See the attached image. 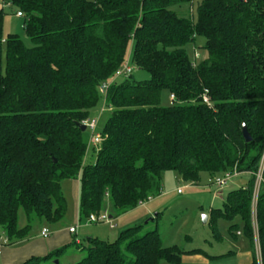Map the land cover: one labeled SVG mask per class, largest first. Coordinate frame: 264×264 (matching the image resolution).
Here are the masks:
<instances>
[{"label": "trees", "instance_id": "16d2710c", "mask_svg": "<svg viewBox=\"0 0 264 264\" xmlns=\"http://www.w3.org/2000/svg\"><path fill=\"white\" fill-rule=\"evenodd\" d=\"M192 1L0 0V234L10 245L28 239L36 222L64 219V181L80 182L81 221L107 206L112 218L135 210L161 194L167 171L192 184L202 173H236L248 176L246 185L230 189L210 221L234 222L233 237L239 221L249 264H258L256 238L264 264V0H202L195 19L172 9ZM4 6L22 14L30 47L4 37ZM197 37L206 56L199 62L187 53ZM131 46L130 65L150 79L132 73L108 87L96 161L84 165L79 125ZM164 95L173 101L163 105ZM159 217L114 243L88 238L84 247L75 238L23 264L53 262L70 249L86 253L75 264H181L183 254L201 252L164 247L158 225L144 232Z\"/></svg>", "mask_w": 264, "mask_h": 264}, {"label": "rangeland", "instance_id": "374dc122", "mask_svg": "<svg viewBox=\"0 0 264 264\" xmlns=\"http://www.w3.org/2000/svg\"><path fill=\"white\" fill-rule=\"evenodd\" d=\"M201 1L193 0L190 4L174 6L172 9L181 15L183 14L190 16L191 19H195V10ZM3 8L5 14L3 21L4 37L17 35L27 47H30L31 42L23 30V18L16 15L17 10L15 8L7 6ZM203 44L204 39L197 37L194 43L187 46V53L192 60H194V54L198 55L197 60H194L195 62H199L206 57L200 50ZM5 48H3L4 52ZM127 58L128 54L126 60ZM133 77L140 80L150 79L148 73L140 72L136 69L133 71ZM170 103L171 100L164 95L163 105ZM109 115L110 111L105 106V99L101 92V99L91 112L89 120L90 122L98 120L99 131L103 128ZM82 137L87 145L84 165H89L96 161L93 136L91 131L87 129L83 132ZM259 175L257 187L261 181ZM247 181V175H239L233 177L227 183V186L217 188L213 186L214 180L207 173H202L198 183L192 184L184 182L176 172L167 171L162 174V192L159 196L146 201L143 206H138L135 210L113 219H108L112 213L107 206L104 212L99 214V216H106L107 218L103 223H89L87 218H82L79 221V213L76 211L74 198H72L70 192L73 181H64L62 183L66 199V214L64 219L53 227L36 222L32 227L28 240L31 242L38 240L45 225L48 229L49 227L51 228L49 231L59 229L61 232L66 231L69 227H76L78 237L82 240L84 247L87 246L86 240L88 238L111 244L118 239L121 232L134 226L143 225L151 218L155 219V216L158 214L160 217L156 221L157 224L155 221L149 222L145 226L144 232L158 225L164 247L175 246L183 252L192 250L201 251L200 253L183 254L181 264H248L251 260L252 246L245 237L240 222L235 221L238 222L239 227L235 231L236 237H233L228 229L234 222H230L219 216L216 217L213 223L210 221L212 210L221 209L227 192L230 189L245 186ZM204 217L207 218L206 223L203 222ZM25 226V214L20 210L18 214V227L22 229ZM15 245L18 246V243L13 244V246ZM256 253L258 261L259 250L257 247ZM85 255L86 253L82 250L70 249L69 252L58 260L46 264H75L84 258Z\"/></svg>", "mask_w": 264, "mask_h": 264}, {"label": "crops", "instance_id": "0c3cea01", "mask_svg": "<svg viewBox=\"0 0 264 264\" xmlns=\"http://www.w3.org/2000/svg\"><path fill=\"white\" fill-rule=\"evenodd\" d=\"M131 49L132 46L128 51L129 53L126 61H130ZM70 192L72 194V198H74L76 211H79V196H80L79 180L73 181ZM109 218L113 219L110 215ZM43 228H47V227H43ZM70 228L71 227H69V229ZM49 229L51 228L49 227ZM69 229H67L64 232H61L59 229L58 230L53 229L50 231V236L46 239L40 237L38 240L32 242L26 239L21 243H18V246L17 245L5 246L2 250V254L0 255V264H20V263L22 264L23 262H26L31 258H43L62 247L68 246L72 244L75 238L76 240L78 239L80 242H82V240L78 237V232L76 237L75 235L70 234ZM251 260H252V255H251ZM251 260L249 261V263L251 262Z\"/></svg>", "mask_w": 264, "mask_h": 264}, {"label": "built area", "instance_id": "2783aa9c", "mask_svg": "<svg viewBox=\"0 0 264 264\" xmlns=\"http://www.w3.org/2000/svg\"><path fill=\"white\" fill-rule=\"evenodd\" d=\"M18 17H23L22 14L20 12H18L16 14ZM197 54H194V60H197ZM134 71V68L130 65V61H126L122 67L116 71L114 77L112 78V80L108 83H106L102 88H101V92L103 94V96H105L108 87L113 84L114 82L118 81L119 79H125L128 78ZM173 98H171V101ZM203 102L205 104H209V100L206 96H204L203 98ZM86 126V129H89L92 133L93 136V144L95 146V148L100 144L101 138H100V134L98 131V120H93L92 122H90V120L86 121L83 123ZM237 176V174H227L224 177H220V178H216L214 179V182L212 183L213 186L217 187V188H223L225 186H227V183L233 178ZM259 179L260 175H259ZM145 202H139L138 206H143ZM109 219V218H108ZM107 218L106 216H97V215H91L88 219L89 223H103L104 221H106ZM80 221V220H79ZM70 234L75 235L77 237V228L76 227H71L69 229ZM50 236V231L48 228H44L42 229V233H41V237L46 239ZM76 243L79 244V240H76ZM8 245L7 239L5 238V236L0 234V255L2 254V250L5 246ZM256 247L259 250V257H258V264H263L262 262V258H261V253H260V247H259V242L256 238Z\"/></svg>", "mask_w": 264, "mask_h": 264}, {"label": "water", "instance_id": "95a60500", "mask_svg": "<svg viewBox=\"0 0 264 264\" xmlns=\"http://www.w3.org/2000/svg\"><path fill=\"white\" fill-rule=\"evenodd\" d=\"M79 128H80L81 132H85L86 131V126L84 124H80ZM242 135H243L244 141L246 143H250L252 141V138L250 137V135H249V133H248V131H247L245 126H243ZM206 221H207V218L204 217L203 222L206 223Z\"/></svg>", "mask_w": 264, "mask_h": 264}]
</instances>
